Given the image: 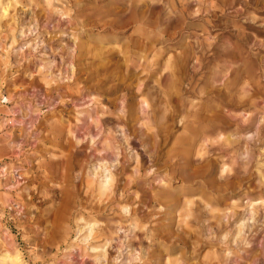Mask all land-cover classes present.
I'll list each match as a JSON object with an SVG mask.
<instances>
[{"label":"clouds","instance_id":"9594fccd","mask_svg":"<svg viewBox=\"0 0 264 264\" xmlns=\"http://www.w3.org/2000/svg\"><path fill=\"white\" fill-rule=\"evenodd\" d=\"M0 264H264V0H0Z\"/></svg>","mask_w":264,"mask_h":264}]
</instances>
